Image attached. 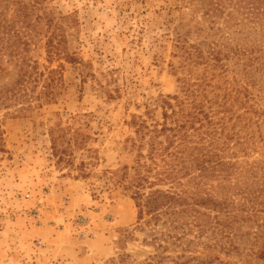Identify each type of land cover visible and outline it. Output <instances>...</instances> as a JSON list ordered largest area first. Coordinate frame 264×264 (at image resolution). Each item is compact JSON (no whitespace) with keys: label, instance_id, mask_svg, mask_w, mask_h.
Segmentation results:
<instances>
[{"label":"rangeland","instance_id":"rangeland-1","mask_svg":"<svg viewBox=\"0 0 264 264\" xmlns=\"http://www.w3.org/2000/svg\"><path fill=\"white\" fill-rule=\"evenodd\" d=\"M248 1L49 0L68 17L71 63L49 61L51 29L36 22L33 0H0V85L21 65L32 77L63 75L54 99L41 77L31 108L0 102V264H264V3ZM179 41L220 49L204 95L213 121L222 118L212 137L225 163L193 187L184 211L147 224L108 177L134 163L133 116L152 127L165 97L199 88L204 66L191 70ZM59 126L72 139L80 131L63 155L51 137Z\"/></svg>","mask_w":264,"mask_h":264},{"label":"trees","instance_id":"trees-1","mask_svg":"<svg viewBox=\"0 0 264 264\" xmlns=\"http://www.w3.org/2000/svg\"><path fill=\"white\" fill-rule=\"evenodd\" d=\"M48 1L33 0V6L36 22L45 20L48 29H51L46 41L49 61L54 58H64L71 63L77 62L79 58L63 45L62 36L66 28L61 19L68 17H57L48 5ZM262 1L264 3V0L248 2L259 6ZM219 8L220 3H217L213 11ZM177 46L183 50L185 61L191 70L195 65L204 66L205 71L201 73L203 80H200L199 88L196 89L197 91L190 88L182 89L178 94L165 97L162 101L164 120L152 127L146 121L139 119L140 117L133 116L131 124L135 128V136L131 137L130 141L136 152L134 163L111 171V176L108 177L111 184L126 190L134 199L139 222L149 215L147 224L152 222L157 224V221L163 217L184 211V208L177 211V207L192 204L191 198H196L193 187L201 188L208 170L220 165L221 162L225 163L223 154L213 152L216 148L214 144L219 147V138H214L212 135L221 129L222 118L213 121L208 111L210 107L206 105L209 104L208 97L204 95L207 90L204 74L207 68L219 69L220 49L214 47L208 49V46L203 51L180 41ZM20 69L16 78L0 85L1 105L6 107L7 101H10L20 104L19 111L31 108L34 100H41L40 93L36 95L30 93L34 91L36 87L34 84H38L41 77L44 78L43 92L50 97V100L54 99L55 87L63 80L61 68H50L47 75L42 71H36L33 77L34 72L27 71L22 65ZM32 82H35L33 87H31ZM55 131L60 132L59 137L68 140V146H58L57 136H54ZM70 132L69 129L61 126L51 129L55 154L68 153L71 146L78 141L80 131L72 132L74 140L68 137ZM130 169H133V175H129ZM161 185H169V188H162ZM202 198L199 196L200 202H204ZM177 216L175 215V218H178Z\"/></svg>","mask_w":264,"mask_h":264}]
</instances>
